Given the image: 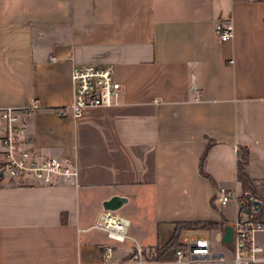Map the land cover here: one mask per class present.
<instances>
[{
	"label": "crops",
	"instance_id": "0c3cea01",
	"mask_svg": "<svg viewBox=\"0 0 264 264\" xmlns=\"http://www.w3.org/2000/svg\"><path fill=\"white\" fill-rule=\"evenodd\" d=\"M228 23L233 37L221 42ZM84 66H113L120 104L63 116L71 71ZM33 102L25 143L74 163L77 178L38 187L0 177V264H135L131 242L89 230L112 197L125 199L116 212L143 261L174 264L171 248L156 252L176 223L235 219L236 204L215 196L240 188L238 146L264 198V1L0 0V108ZM197 232L230 264L233 246L226 259L207 236L222 241L224 228ZM255 239L264 251V233Z\"/></svg>",
	"mask_w": 264,
	"mask_h": 264
},
{
	"label": "built area",
	"instance_id": "2783aa9c",
	"mask_svg": "<svg viewBox=\"0 0 264 264\" xmlns=\"http://www.w3.org/2000/svg\"><path fill=\"white\" fill-rule=\"evenodd\" d=\"M217 37L221 42L231 40L233 32L229 23L217 30ZM70 80L73 101L69 106L59 109V114L63 116L70 115L78 119L89 108H111L120 104L122 89L115 79L113 66L75 67ZM38 108L36 102L27 107L0 108V177L38 187L56 186L62 182L74 184L77 178L74 163L57 157L39 156L25 143L22 117L31 115ZM232 201L236 204L237 214L229 224L233 245L230 264H264L263 248L255 239L257 234L264 233V224L255 222L251 212L256 200L241 188L217 191L216 203L225 206ZM244 209L248 211L246 217L241 216ZM129 226V220L116 211L102 210L89 230L102 232L113 242H131L133 255L129 262L146 264L141 246L128 234ZM171 249L174 264H220L223 260V255L216 253L212 243L205 237L182 234L178 246ZM112 252L111 247H103L102 259H108Z\"/></svg>",
	"mask_w": 264,
	"mask_h": 264
},
{
	"label": "trees",
	"instance_id": "16d2710c",
	"mask_svg": "<svg viewBox=\"0 0 264 264\" xmlns=\"http://www.w3.org/2000/svg\"><path fill=\"white\" fill-rule=\"evenodd\" d=\"M207 151L204 153L200 160V168L205 159ZM249 163V150L246 146H238L236 150V181L240 185V188L244 192L250 193L253 198L259 202V205L251 210L252 219L255 222L264 224V198L261 197L255 188L254 181L249 177L247 173V167ZM202 172V170H201ZM203 173V172H202ZM207 177V176H206ZM227 222L222 219L220 222H179L175 224V230L171 239L161 249L158 250L157 256L170 248L178 246V240L182 234L193 233L197 231H209L214 229H223L226 227Z\"/></svg>",
	"mask_w": 264,
	"mask_h": 264
},
{
	"label": "water",
	"instance_id": "95a60500",
	"mask_svg": "<svg viewBox=\"0 0 264 264\" xmlns=\"http://www.w3.org/2000/svg\"><path fill=\"white\" fill-rule=\"evenodd\" d=\"M124 203H125V199L120 198V197H112L111 199L103 203L102 208L103 210L117 211ZM258 205H259V202L255 201L254 206L257 207ZM247 215H248L247 210L244 209L241 211V216L246 217ZM222 242L224 244L232 243V229L230 226L224 227V234H223Z\"/></svg>",
	"mask_w": 264,
	"mask_h": 264
},
{
	"label": "rangeland",
	"instance_id": "374dc122",
	"mask_svg": "<svg viewBox=\"0 0 264 264\" xmlns=\"http://www.w3.org/2000/svg\"><path fill=\"white\" fill-rule=\"evenodd\" d=\"M264 1V0H263ZM5 179H6V177H5ZM232 203L234 204V202L232 201ZM229 207V206H228ZM192 233H188L187 235H191ZM196 235H197V237H200L202 234L201 233H199V232H196L195 233ZM207 236L209 237V238H211L212 239V241L214 242V244H215V246H216V248L218 249V250H220L221 252H223L224 253V256H225V258L226 259H228V258H231V254H230V251H229V246H231L232 244H224L222 241H221V238L219 237V235H217L216 233H210V234H207ZM233 246V245H232Z\"/></svg>",
	"mask_w": 264,
	"mask_h": 264
}]
</instances>
